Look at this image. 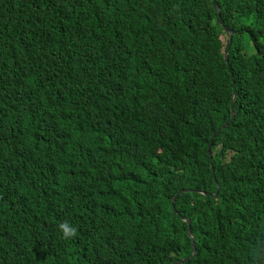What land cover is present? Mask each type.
<instances>
[{
    "label": "trees",
    "instance_id": "trees-1",
    "mask_svg": "<svg viewBox=\"0 0 264 264\" xmlns=\"http://www.w3.org/2000/svg\"><path fill=\"white\" fill-rule=\"evenodd\" d=\"M186 257L264 264V0H0V264Z\"/></svg>",
    "mask_w": 264,
    "mask_h": 264
},
{
    "label": "water",
    "instance_id": "water-1",
    "mask_svg": "<svg viewBox=\"0 0 264 264\" xmlns=\"http://www.w3.org/2000/svg\"><path fill=\"white\" fill-rule=\"evenodd\" d=\"M217 9H218V14H219V16L221 17V15H220V8L218 7ZM220 21H221V23L223 24L225 30L230 34L229 42L231 43V41H232V37H233V31H232L227 25H225V24L223 23V20H222L221 18H220ZM230 43L228 44V49H227L226 52H225V60H226V62L229 61V56H228V55H229ZM236 97H237V92L235 91V92H234L233 99H232V103H231V106H232V116H231V119H230L225 125H229L230 122H231V121L234 119V117H235V109H234V105H235ZM225 125H223V127H225ZM186 190H188V189H186V188H184V189H180L179 192L181 193V192L186 191ZM217 191H218V190H217ZM202 192H203L204 194H209L207 191H202ZM216 193H217V192H216ZM216 193H214L213 195L215 196ZM176 198H177V195L173 198V201H175ZM186 220H187L188 222H190V219H189V218H186ZM190 236L192 237L193 249H194V252H193V254H192L191 257H195V255H196V253H197V248H196V243H195V240H194V237H193V232H192L191 229H190ZM188 260H189V258L186 257V258H183V259H181L180 261H177V262H175V263H173V264H182L183 262L188 261Z\"/></svg>",
    "mask_w": 264,
    "mask_h": 264
},
{
    "label": "clouds",
    "instance_id": "clouds-1",
    "mask_svg": "<svg viewBox=\"0 0 264 264\" xmlns=\"http://www.w3.org/2000/svg\"><path fill=\"white\" fill-rule=\"evenodd\" d=\"M58 229L64 239H72L76 234V228L68 222H60Z\"/></svg>",
    "mask_w": 264,
    "mask_h": 264
}]
</instances>
